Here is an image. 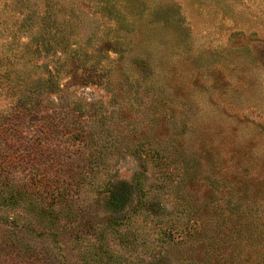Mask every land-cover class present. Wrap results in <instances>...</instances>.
<instances>
[{"label": "rangeland", "instance_id": "1", "mask_svg": "<svg viewBox=\"0 0 264 264\" xmlns=\"http://www.w3.org/2000/svg\"><path fill=\"white\" fill-rule=\"evenodd\" d=\"M0 264H264V0H0Z\"/></svg>", "mask_w": 264, "mask_h": 264}]
</instances>
